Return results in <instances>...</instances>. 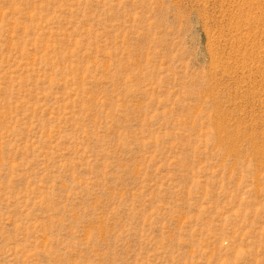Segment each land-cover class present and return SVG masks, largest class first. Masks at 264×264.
Wrapping results in <instances>:
<instances>
[{
  "label": "rangeland",
  "instance_id": "rangeland-1",
  "mask_svg": "<svg viewBox=\"0 0 264 264\" xmlns=\"http://www.w3.org/2000/svg\"><path fill=\"white\" fill-rule=\"evenodd\" d=\"M0 264H264V0H0Z\"/></svg>",
  "mask_w": 264,
  "mask_h": 264
}]
</instances>
